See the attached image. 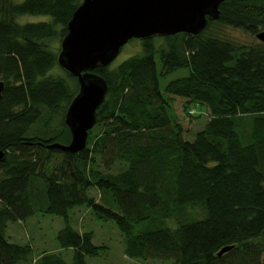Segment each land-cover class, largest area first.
Here are the masks:
<instances>
[{"label": "trees", "instance_id": "obj_1", "mask_svg": "<svg viewBox=\"0 0 264 264\" xmlns=\"http://www.w3.org/2000/svg\"><path fill=\"white\" fill-rule=\"evenodd\" d=\"M79 1L0 0V264L29 262L31 246L7 229L36 212L62 217L55 248L70 255L45 250L34 264H89L101 245L69 223L75 206L112 220L129 258L264 264V44L223 30L264 29V0H222L197 33L138 38L140 51L95 66L106 92L85 145L69 152L46 145L69 140L63 115L77 83L50 70ZM27 14L43 16L22 21ZM176 68L187 72L161 87ZM175 95L185 113L192 104L206 110L190 138L172 114ZM243 116L251 117L245 141L234 126Z\"/></svg>", "mask_w": 264, "mask_h": 264}, {"label": "water", "instance_id": "obj_2", "mask_svg": "<svg viewBox=\"0 0 264 264\" xmlns=\"http://www.w3.org/2000/svg\"><path fill=\"white\" fill-rule=\"evenodd\" d=\"M222 0H80L66 22L56 63L76 79L77 90L67 104L63 121L69 130L66 143L47 144L75 152L85 145L95 110L106 92L104 78L92 69L107 65L129 38L197 33L208 19L218 16ZM254 36L264 44V29ZM3 82L0 80V93ZM2 151H0V157ZM230 248L222 246L217 254Z\"/></svg>", "mask_w": 264, "mask_h": 264}, {"label": "rangeland", "instance_id": "obj_3", "mask_svg": "<svg viewBox=\"0 0 264 264\" xmlns=\"http://www.w3.org/2000/svg\"><path fill=\"white\" fill-rule=\"evenodd\" d=\"M43 15H31L27 14L20 19L24 20H32L35 17H39ZM223 30L225 34L232 39H234L237 43L243 44H256L260 42L252 33L245 31L238 27H232L229 25H224ZM156 42H160L161 38L156 37ZM51 45L54 49L58 46V40L56 38L52 39ZM140 39L136 37L129 38L126 42H124L119 51L115 55V57L108 63L110 66L117 64L123 58L128 55L140 51ZM63 68L58 64L54 65L50 70V73L53 75L62 74ZM187 72V68H176L173 71L166 74L164 77H160L159 83L161 87L164 83L176 76L185 74ZM185 99L181 96L175 95L172 101V114L180 121L181 125L184 128L183 135L186 138H190L191 132L198 129L202 123H204L207 113L203 107L198 108V105L192 104L187 109H191L194 106L196 110L192 112L189 111L185 113L183 110ZM170 113V116L172 115ZM193 114V115H190ZM195 114H199L195 116ZM172 115V116H173ZM173 116V117H174ZM247 117L244 120L239 122L240 117L235 118V129L239 133V136L242 141H245L244 135L241 134V131H248L251 127V117ZM248 136V134H247ZM59 139V138H58ZM55 160V159H54ZM115 169V168H113ZM89 193L92 196L97 195V191L95 188H90ZM198 210L193 209V213L195 214ZM69 219L70 224L77 227L80 230L90 229L93 233L92 241L101 245L99 252L93 256H86L85 260L89 264H172L170 259H158V258H129L122 253V233L117 228L115 223L112 220H101L96 218L89 209L84 206H75L69 211ZM63 226V219L61 216L49 213L36 212L21 221H9L7 233L9 234L8 238L11 241H15L18 243H28L31 246L29 262L20 263L17 262L15 264H34V260L38 257L40 252L45 250H55L58 246L57 241L55 239L56 231ZM59 252L65 259L68 258V255L64 249ZM71 253V252H70Z\"/></svg>", "mask_w": 264, "mask_h": 264}, {"label": "built area", "instance_id": "obj_4", "mask_svg": "<svg viewBox=\"0 0 264 264\" xmlns=\"http://www.w3.org/2000/svg\"><path fill=\"white\" fill-rule=\"evenodd\" d=\"M190 111H192V110H190Z\"/></svg>", "mask_w": 264, "mask_h": 264}]
</instances>
